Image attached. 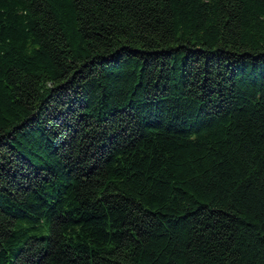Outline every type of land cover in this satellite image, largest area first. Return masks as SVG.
<instances>
[{
	"label": "trees",
	"instance_id": "obj_1",
	"mask_svg": "<svg viewBox=\"0 0 264 264\" xmlns=\"http://www.w3.org/2000/svg\"><path fill=\"white\" fill-rule=\"evenodd\" d=\"M0 264H264V0H0Z\"/></svg>",
	"mask_w": 264,
	"mask_h": 264
}]
</instances>
